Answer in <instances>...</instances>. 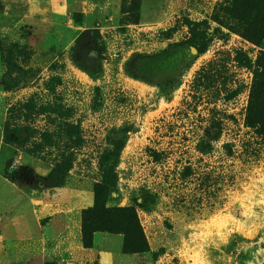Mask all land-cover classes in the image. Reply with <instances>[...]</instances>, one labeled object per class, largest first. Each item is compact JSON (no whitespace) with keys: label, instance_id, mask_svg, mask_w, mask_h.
I'll list each match as a JSON object with an SVG mask.
<instances>
[{"label":"rangeland","instance_id":"rangeland-1","mask_svg":"<svg viewBox=\"0 0 264 264\" xmlns=\"http://www.w3.org/2000/svg\"><path fill=\"white\" fill-rule=\"evenodd\" d=\"M118 1L120 15L108 20L100 14L102 0H0L2 140L5 123L11 129L28 130L29 134L22 133V143L11 144L19 162L29 156L54 166L70 152V141L77 135L70 139L67 130L70 126L76 131L80 120L84 142L70 177L93 189L92 183L101 178V162L112 157L126 136L112 128L131 123L134 131L121 152L118 188L109 193L110 203L127 206L147 189L159 192L149 211H138L149 247L159 255L122 259V237L97 234L96 241L113 253L115 264H264V137L257 139L242 126L249 71L237 70L242 87L233 100L226 102L220 96L216 101L221 112L218 126L213 127L208 126L209 111L203 102H197L195 109L179 93L161 100L114 85L111 78L117 77L119 62L106 54L100 76L89 55L94 46L77 38L88 27L129 22L125 20H131L132 13L121 11L132 0ZM218 2L176 0L175 5L206 15ZM140 7L141 0L139 11ZM105 8L110 11V4ZM258 37V51H264V32ZM189 54L186 47H176L166 57L143 60L139 70L159 83H170ZM11 70V76L21 78L17 87L8 89L2 79ZM29 98L36 105L57 100L72 107L74 116L60 118L22 107ZM220 160L232 166L236 181L220 193L215 205L204 206L199 213L172 205V191L165 186L186 170Z\"/></svg>","mask_w":264,"mask_h":264},{"label":"crops","instance_id":"crops-1","mask_svg":"<svg viewBox=\"0 0 264 264\" xmlns=\"http://www.w3.org/2000/svg\"><path fill=\"white\" fill-rule=\"evenodd\" d=\"M145 1L141 0L138 23L92 26L79 34V42H91L94 46L89 55L96 62L100 76L108 54L119 62L117 77L111 78L114 85L127 87L136 96L156 95L161 100L175 98L179 93L188 100L189 107L193 105L195 109L197 102H203L209 111L208 126L213 127L218 126L221 112L216 101L220 96L226 102L233 100L242 87L236 78L237 70H248L250 77L244 85V127L258 47L200 11L176 7V0ZM107 3L111 6L110 11L105 8ZM144 4L147 6L143 7ZM100 7L101 16H107L108 20L120 15L118 0H102ZM182 46L190 51L189 59L178 81L171 86L147 81L127 70V61L132 56L167 52ZM112 129L126 136L114 149L112 157L101 162V178L92 184L102 183L117 190L116 168L134 125L129 123ZM83 142L84 139L78 150ZM13 149L0 135V264H115L113 253L97 242L96 236L91 248L83 246L82 211L93 205L92 188L72 180V167L63 185H44L37 177L45 178L53 166L46 167L44 162L29 156L25 158L26 162H19ZM110 202L106 205L113 206ZM131 256L122 254L121 258Z\"/></svg>","mask_w":264,"mask_h":264},{"label":"trees","instance_id":"trees-1","mask_svg":"<svg viewBox=\"0 0 264 264\" xmlns=\"http://www.w3.org/2000/svg\"><path fill=\"white\" fill-rule=\"evenodd\" d=\"M139 5L140 0H132L131 6L121 11L122 14L132 13V19L127 18L125 21L129 22H119L118 25L138 23ZM206 16L221 27L259 47L258 36L264 32V0H220ZM169 53L170 50L157 54L132 56L129 59L130 62L127 63V70L147 81L157 82L156 79L143 75L138 65L145 59H152L155 56L166 57ZM11 73H13L12 70L2 79L3 86L8 89L17 87L18 80L21 78L13 77ZM179 75L171 78L170 83L160 84L164 87L171 86L178 81ZM21 106L31 110L36 109L40 113L51 112L60 118L74 116L72 107L65 106L57 100L36 105L33 98H29ZM243 125L255 138L264 137V51H258L255 59ZM75 126L76 131L75 129L70 130V126L67 130L68 138L71 139L77 135L74 141H70L72 144L70 152L62 156V159L53 166L45 178L37 177L38 182L54 187L64 184L83 139L80 120H77ZM2 131L4 141L10 144L22 143L25 140L22 133L29 134V131L25 129H11L8 123L4 124ZM235 181L236 174L232 166L220 160L182 172L165 188L172 191L173 206L192 213H199L204 206L215 205L220 198V193L227 190L228 187H232ZM92 190L93 205L82 211L83 246L91 248L96 234H117L122 237L120 244L122 254L150 255L153 259H157L159 253L150 249L138 211H149L156 204L159 192L147 189L134 196L131 205L107 206L106 203L110 200L109 193L115 189L96 182L93 184Z\"/></svg>","mask_w":264,"mask_h":264}]
</instances>
